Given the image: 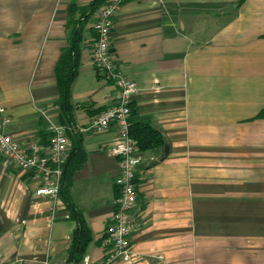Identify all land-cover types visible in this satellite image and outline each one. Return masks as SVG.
I'll return each instance as SVG.
<instances>
[{
    "label": "crops",
    "instance_id": "crops-1",
    "mask_svg": "<svg viewBox=\"0 0 264 264\" xmlns=\"http://www.w3.org/2000/svg\"><path fill=\"white\" fill-rule=\"evenodd\" d=\"M92 1L0 0V106L18 142L45 144L59 124L54 72L68 43V8ZM92 18L67 133L69 150L77 132L86 155L69 191L91 233L83 259L98 262L119 167L109 153L115 127L89 129L115 94L91 62ZM111 49L137 86L136 119L164 141L139 152L137 228L119 264H264V0H128ZM40 184L0 155V264H65L76 223L60 199L35 195Z\"/></svg>",
    "mask_w": 264,
    "mask_h": 264
},
{
    "label": "built area",
    "instance_id": "built-area-1",
    "mask_svg": "<svg viewBox=\"0 0 264 264\" xmlns=\"http://www.w3.org/2000/svg\"><path fill=\"white\" fill-rule=\"evenodd\" d=\"M126 1L103 0L92 14L94 39L90 51L91 62L96 72L112 83L115 94L113 103L91 119L89 129L101 132L115 127L116 140L109 148V153L117 159L119 173L114 180L117 195L112 222L102 238L104 255L98 262L84 258L82 264L126 263L131 254V236L137 228L132 210L137 203L135 174L140 157L129 137L130 104L133 95L137 93V86L121 73L111 49L114 18ZM10 123L7 110L0 106V155L4 162L41 178V184L35 190L37 197L58 200L63 166L69 153V128L60 124L51 126L45 144H22L6 134L5 129Z\"/></svg>",
    "mask_w": 264,
    "mask_h": 264
},
{
    "label": "trees",
    "instance_id": "trees-1",
    "mask_svg": "<svg viewBox=\"0 0 264 264\" xmlns=\"http://www.w3.org/2000/svg\"><path fill=\"white\" fill-rule=\"evenodd\" d=\"M242 1V0H241ZM103 3V0H93L83 9L71 5L68 8V43L61 50L55 65V80L58 92L56 104L59 108V124L72 128L74 106L70 100L71 85L77 77L80 65V43L84 25L90 16ZM79 13L78 16L76 14ZM130 104L129 137L133 140L139 152L162 147L164 144L161 132L152 127L150 123L139 121ZM257 117L264 118V110ZM82 137L74 132L71 138L70 150L63 166V174L59 189V199L68 211V218L76 223V228L71 235V245L67 251L65 264H79L83 259L88 245L91 243V233L82 213L71 201L69 191L72 173L85 161L86 155L81 146Z\"/></svg>",
    "mask_w": 264,
    "mask_h": 264
},
{
    "label": "water",
    "instance_id": "water-1",
    "mask_svg": "<svg viewBox=\"0 0 264 264\" xmlns=\"http://www.w3.org/2000/svg\"><path fill=\"white\" fill-rule=\"evenodd\" d=\"M165 148H166V146H165Z\"/></svg>",
    "mask_w": 264,
    "mask_h": 264
}]
</instances>
